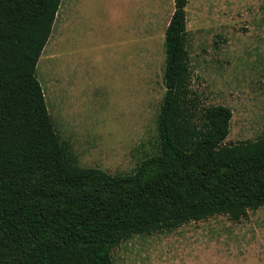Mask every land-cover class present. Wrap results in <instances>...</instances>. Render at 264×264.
Masks as SVG:
<instances>
[{
    "label": "trees",
    "instance_id": "16d2710c",
    "mask_svg": "<svg viewBox=\"0 0 264 264\" xmlns=\"http://www.w3.org/2000/svg\"><path fill=\"white\" fill-rule=\"evenodd\" d=\"M174 1L158 151L112 174L75 162L37 76L62 0H0V264H115L133 235L264 206V136L225 142L232 109L200 107Z\"/></svg>",
    "mask_w": 264,
    "mask_h": 264
},
{
    "label": "rangeland",
    "instance_id": "374dc122",
    "mask_svg": "<svg viewBox=\"0 0 264 264\" xmlns=\"http://www.w3.org/2000/svg\"><path fill=\"white\" fill-rule=\"evenodd\" d=\"M191 87L233 111L225 142L264 136V0H189ZM174 0H62L37 76L75 162L133 173L159 148ZM115 264H264V206L136 234Z\"/></svg>",
    "mask_w": 264,
    "mask_h": 264
}]
</instances>
